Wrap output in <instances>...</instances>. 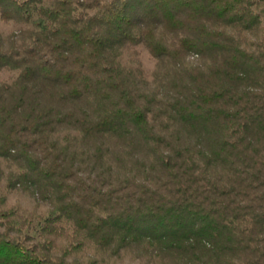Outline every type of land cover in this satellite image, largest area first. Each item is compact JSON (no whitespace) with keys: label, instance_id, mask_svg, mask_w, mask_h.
Masks as SVG:
<instances>
[{"label":"trees","instance_id":"trees-1","mask_svg":"<svg viewBox=\"0 0 264 264\" xmlns=\"http://www.w3.org/2000/svg\"><path fill=\"white\" fill-rule=\"evenodd\" d=\"M0 21V264H264V0Z\"/></svg>","mask_w":264,"mask_h":264},{"label":"rangeland","instance_id":"rangeland-1","mask_svg":"<svg viewBox=\"0 0 264 264\" xmlns=\"http://www.w3.org/2000/svg\"><path fill=\"white\" fill-rule=\"evenodd\" d=\"M0 27L4 30H7V28H9V25L2 23L0 21ZM144 62H145V66L146 67H150L151 66V61L147 60L146 58H144ZM19 199L21 201L22 204L30 206L32 204V200L29 196H27L26 194H10L9 195V200L13 201L15 199ZM130 264H136L135 262H132Z\"/></svg>","mask_w":264,"mask_h":264}]
</instances>
